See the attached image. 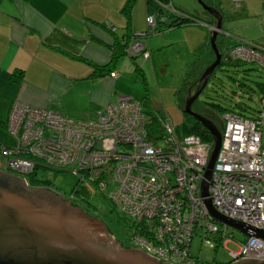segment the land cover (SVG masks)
Listing matches in <instances>:
<instances>
[{
  "label": "built area",
  "instance_id": "built-area-1",
  "mask_svg": "<svg viewBox=\"0 0 264 264\" xmlns=\"http://www.w3.org/2000/svg\"><path fill=\"white\" fill-rule=\"evenodd\" d=\"M146 22L155 24L152 13ZM262 38L239 37L228 53L264 68V34ZM128 48L147 50L139 38ZM221 120L222 141L208 182L211 204L226 216L264 228V92L257 114L226 111ZM147 121L140 100L125 93L92 117L15 99L6 119L9 140L0 144V151L6 168L24 177L39 165L56 170L73 165L76 188L107 189L125 220V242L162 261L207 264L191 253L197 230L200 243L213 248L233 240L238 248L229 250L230 261L243 256L264 259V238H235L227 233L226 222L207 212L199 191L210 152L204 140L179 133L167 116L159 118L163 133L148 136Z\"/></svg>",
  "mask_w": 264,
  "mask_h": 264
},
{
  "label": "crops",
  "instance_id": "crops-1",
  "mask_svg": "<svg viewBox=\"0 0 264 264\" xmlns=\"http://www.w3.org/2000/svg\"><path fill=\"white\" fill-rule=\"evenodd\" d=\"M125 1L0 0V116L5 114L4 121L15 99L81 117L75 113L93 115L109 101H115L119 93L136 96L139 84L134 82L135 74L131 76L125 59L119 62L125 54L115 60L118 75L93 73L95 65L112 60L117 39L125 32L127 23L122 11ZM135 1L130 27L136 32L144 27L147 6L146 0ZM260 24L264 27V21ZM195 31L191 43L181 39L190 53L181 67L183 78L191 79L192 69L208 56L204 28ZM159 40L161 46L169 42L164 37ZM144 55V64L148 58L154 59L148 46ZM194 56L199 58L196 60ZM189 64L194 67L185 74ZM137 80H140L138 75ZM184 88L186 85L182 83L181 90ZM175 98L178 104V97ZM168 105L164 104L163 108Z\"/></svg>",
  "mask_w": 264,
  "mask_h": 264
},
{
  "label": "rangeland",
  "instance_id": "rangeland-1",
  "mask_svg": "<svg viewBox=\"0 0 264 264\" xmlns=\"http://www.w3.org/2000/svg\"><path fill=\"white\" fill-rule=\"evenodd\" d=\"M171 1V5L182 7L191 14L199 15L202 19L203 17L204 19L206 18L202 5L198 2V0ZM220 4L224 13L223 29L217 36L220 47H228L233 40L236 41L239 37L250 40L263 39L262 36L264 34V27L260 24V21H264V0H220ZM211 26L214 27V23L208 24L202 21H196L194 23H189L172 29L169 28L170 31L168 30L167 32H165L166 29H162L159 33L150 34L148 37H145L144 40L147 41L146 44L148 48L151 49L154 59H150V57L144 64L146 59H143V56H145L143 54L137 56L136 60L138 64L144 67L146 72L148 79L147 90L143 89L144 87L142 86V82L137 80V75L139 77V74L134 72L133 62L129 55L125 54L119 59V62H121V59H125V63L130 66L131 76H134L135 74L134 82L139 84V92L135 94L137 97H133L141 98L142 93L145 95L148 93L150 102L149 105L153 103L156 109H160L162 112L164 111L165 116H167L175 126H179L183 120L181 107L174 101H177L175 97H185L188 85L193 82V80L203 71L206 65L215 57L209 42L210 30L213 28ZM199 27L204 28L207 34L206 42L208 56L205 60L200 61V65H197L194 69H192L194 70L192 74V78L194 77L193 79H188V77L183 78V76H181V67L184 60L189 58L190 53L185 40L181 41V39L186 38L188 39V43H191L192 35ZM146 28L147 24L146 21H144V27L140 31H143ZM224 30H228L227 32H229V35H226ZM160 37H164L169 42L163 46L158 45V43H160ZM195 37L196 36H194V38ZM219 38H222L223 40L220 41ZM193 58L197 60V56H194ZM127 72L129 73V70H127ZM110 76H113L111 75V72ZM182 83L186 85V88H184V90L182 89L183 91L181 90ZM260 83L264 84V69L262 67L257 66L254 62L245 60L235 61L233 58L231 59V62L222 63V65L215 68L214 72L209 77L206 86L197 97L196 102L201 105L203 104V106L206 105L210 109L211 107L208 105L210 102L217 103L223 107L232 108L236 111L241 110L246 115L251 116L253 114H257L260 109V96L262 94V90L259 86ZM177 90L181 91L178 93ZM166 103L170 105L163 108ZM197 103L195 104L197 105ZM104 108L105 106L103 108H99V110H104ZM212 111L215 112L214 110ZM208 113L211 114L209 111L207 114ZM75 114H80L81 117H85L83 113ZM4 118L5 114L4 116H0V144L9 140V133L6 126L3 125ZM220 118L221 114H217L216 117H214V121H216L218 126L221 122ZM158 143L163 144V141L159 140ZM262 144L264 146V128L262 129ZM72 166L68 165L64 167V169L56 170L48 166L39 165L35 168L34 175L41 182L44 181V184L49 186V188L57 189V191L64 196H72L70 200L73 199L76 201V198L81 202L85 199L79 198L78 195H75L74 192H72L75 191L74 187H76L78 183V177L75 172L72 171ZM0 168H6L5 158L1 155V151ZM9 170L10 172L13 171L14 174L20 176L24 175L16 170ZM84 196L89 198L88 203L95 207L93 213L96 214L97 210L101 217H106V219L111 220L115 230L118 231L119 237L126 240L125 237L128 233V229L125 226L122 227L120 222L116 221L117 216H120L121 218L122 216L116 209L115 204L108 198L107 189H101L96 185L95 187H92L91 190L84 193ZM106 227L111 234L117 238V236L114 235V232L109 229L107 224ZM226 230L227 233H232L235 238H243L245 236L243 232L237 230L232 225H228ZM199 234L200 230H197L196 234L193 235L191 241V253L199 257L203 262L228 263L231 260L229 250L235 251L238 248L237 244L233 240L228 241L225 244V247L222 245L217 248L210 247L203 242L200 243Z\"/></svg>",
  "mask_w": 264,
  "mask_h": 264
},
{
  "label": "water",
  "instance_id": "water-1",
  "mask_svg": "<svg viewBox=\"0 0 264 264\" xmlns=\"http://www.w3.org/2000/svg\"><path fill=\"white\" fill-rule=\"evenodd\" d=\"M214 19L209 42L214 59L188 85L181 110L197 118L212 136L206 167L199 180L200 196L208 213L247 235L264 238V228L219 212L212 204L208 182L221 143V128L193 103L220 64L223 55L218 31L223 14L205 0H198ZM0 264H173L162 261L143 249L119 246L106 224L82 206L65 199L43 185H28L24 176L0 168ZM226 264H264L263 258L246 257Z\"/></svg>",
  "mask_w": 264,
  "mask_h": 264
},
{
  "label": "trees",
  "instance_id": "trees-1",
  "mask_svg": "<svg viewBox=\"0 0 264 264\" xmlns=\"http://www.w3.org/2000/svg\"><path fill=\"white\" fill-rule=\"evenodd\" d=\"M134 2H135V0H126L124 3V6L122 7V11L126 16V23L127 24L125 27L124 34L122 35V37H118L117 42H116L118 44L116 46H114V48H113L112 60H110V62L103 64V65H95L93 73L96 75H98V74H103V75L109 74L110 75V72L112 70H115L114 69L115 60L117 58H119L121 55L128 54L129 57L131 58L133 64H134V70L138 71L140 80L142 81V83L145 84V88H147L148 87L147 86V80L145 77V73L143 72L144 69H143L142 65L140 67V64H138V62L136 60V57L139 55H142V54H139V52L129 51V48H128L129 43L135 39H138V38L145 42V40H144L145 37H148L150 34L159 33L162 29L174 28V27H178L181 25L194 23L196 21L197 22L202 21L204 23L212 24L215 22V19L210 13H208L205 10H204V13L206 15L205 19H204V17L202 19L199 15L191 14V13H189V11L183 9L182 7H178L176 5H172L175 8V10H170V9L166 8L165 5H169L171 7V4H170L172 2L171 0H146L147 9H146L145 21H146L147 14L152 13L155 17V24L148 25L146 22L147 28L145 30L140 31V32H135V31H132L131 27H130V18H131V13H132V8L134 5ZM205 2L216 7L217 9H219L223 12V10L221 8L220 0H205ZM199 19H201V20H199ZM223 20H224V15H223ZM107 27L114 31V29L112 27H110V25ZM222 29H223V22H222ZM241 38H243V37H241ZM219 40L222 41L223 39L219 38ZM232 43H235V41L233 40ZM231 44H229L228 47L226 46L227 48L225 46L220 47L223 55H227V57L222 59L220 64L217 67L222 65V63L231 62V59L234 58V57L230 56V54L228 53V48L231 46ZM145 46L147 49L146 42H145ZM197 58H199V56H197ZM234 59H235V61H241L238 58H234ZM257 66H259V65H257ZM192 67H193V65L189 64V69H187L185 74H188V72L192 69ZM259 86H260L262 93H263L264 92V84L260 83ZM179 91H181V90H177L178 93H179ZM177 97H178V104L180 107H182L184 96L183 97L177 96ZM139 100L142 104L143 111L148 116V121H147V125H146L148 136L154 135V133L156 131L160 134L163 133V130L161 129L162 125L159 122V118H161V116H165V114L160 109H156L152 103L150 105H148L150 103L148 96L144 95ZM195 103H197V102H195ZM208 105H210L211 109L209 107H207L206 105L203 106V104L201 105L198 103H197V105L195 104L193 107L196 111H198L200 113H202V112L207 113L209 111L211 114H209V113L208 114L213 118V120L217 114L220 115L226 111H233V112H237V113L246 115L241 110L236 111L232 108L223 107L217 103L210 102V104H208ZM212 110H214L215 112H213ZM95 112L93 113V115H89V117L94 116ZM182 113H183V120L179 126H176V129L179 133H182V134H188V133L198 134L202 140L212 142L211 134L209 133V131L202 125V123L197 118H195L193 115L188 114L186 112L182 111ZM86 116H88V115H86ZM220 123H219V127L221 128ZM4 125L6 126V120L4 121ZM6 142H8V140ZM34 173H35V169H33L30 173H28L26 175L27 177L25 176L28 183L32 184V185H37V184L46 185V184H44V181L41 182L40 180H38L35 177ZM74 189H75V191H74L75 195H78L79 198L85 199V201L89 202L88 201L89 198L84 196V193L87 192L85 189L84 190L78 189L76 187H74ZM66 197H69V196L67 195ZM75 200L77 202H79L76 198H75ZM116 221L120 222V225L122 227L125 226V220L123 218H121L120 216H117Z\"/></svg>",
  "mask_w": 264,
  "mask_h": 264
},
{
  "label": "flooded vegetation",
  "instance_id": "flooded-vegetation-1",
  "mask_svg": "<svg viewBox=\"0 0 264 264\" xmlns=\"http://www.w3.org/2000/svg\"><path fill=\"white\" fill-rule=\"evenodd\" d=\"M219 10V9H218ZM221 11V10H220ZM222 12V11H221ZM222 14L224 15V13L222 12ZM215 23V22H214ZM213 24V23H212ZM222 31V27L220 28V32ZM225 33V32H224ZM195 102H196V100H195ZM194 102V103H195ZM207 114V113H206ZM1 169H4V170H6V171H8L9 170V168H1ZM8 172H10V170L8 171ZM13 172V171H12ZM14 173V172H13ZM26 181H27V179H26ZM27 183H28V181H27ZM28 185H31V186H34V185H32V184H29L28 183ZM37 185H43V184H37ZM36 186V185H35ZM43 186H46V185H43ZM46 187H49V186H46ZM53 188V187H52ZM53 190L55 191L56 190V193H58V194H60L58 191H57V189H54L53 188ZM62 197H64L65 199H68L69 201H71V202H74V204H78V205H80V206H82V208L86 211V212H88L89 214H91V215H93L94 217H98V219H101L104 223H106L107 225H108V227H109V229L111 230V231H113L114 232V235H116L117 236V238L116 239H118L119 240V246H126V247H133V246H130V245H128L126 242H125V240L123 239V238H120L119 237V234H118V231L117 230H115V227H114V225H113V223H112V221L111 220H109V219H106V217H101L99 214V212L96 210V214L95 213H93V211L95 210L94 208V206L92 205L91 206V204L90 203H88L87 201H85V200H83V201H79V202H77V201H74V200H70V198L69 197H66V196H64V195H62V194H60ZM99 213V214H98ZM114 221V220H113ZM115 222V221H114Z\"/></svg>",
  "mask_w": 264,
  "mask_h": 264
},
{
  "label": "bare ground",
  "instance_id": "bare-ground-1",
  "mask_svg": "<svg viewBox=\"0 0 264 264\" xmlns=\"http://www.w3.org/2000/svg\"><path fill=\"white\" fill-rule=\"evenodd\" d=\"M165 7L166 8H168V9H170V10H175V8L171 5V7L169 6V5H165ZM177 12V11H176ZM220 32V30L218 31V33ZM235 46H237V44H235V45H232L231 47H230V49H232L233 47H235ZM139 54H146V50L145 51H141V52H139ZM231 56V55H230ZM222 60V59H221ZM209 80V79H208ZM194 104L195 103H193V106H194ZM221 122H223L222 120H221ZM172 123V122H171ZM216 123V122H215ZM217 125V124H216ZM218 126V125H217ZM219 127V126H218ZM222 128V127H221ZM210 133V132H209ZM221 141H222V132H221ZM204 142L208 145V148H209V150L211 149V146H212V142H208V141H205L204 140ZM220 145H221V143H220ZM228 224V223H227ZM229 225V224H228ZM234 227V226H233ZM234 228H236V227H234ZM237 229V228H236ZM242 231V230H241ZM243 233H244V231H242ZM245 234V233H244ZM247 235V234H246ZM229 262H233V261H229ZM228 262V263H229ZM204 264V263H203ZM207 264H226V263H216V262H214V263H207Z\"/></svg>",
  "mask_w": 264,
  "mask_h": 264
}]
</instances>
